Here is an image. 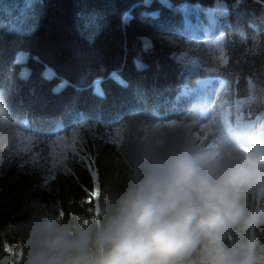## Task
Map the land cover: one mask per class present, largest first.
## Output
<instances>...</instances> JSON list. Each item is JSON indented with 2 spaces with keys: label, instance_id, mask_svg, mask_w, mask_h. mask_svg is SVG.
<instances>
[{
  "label": "clouds",
  "instance_id": "9594fccd",
  "mask_svg": "<svg viewBox=\"0 0 264 264\" xmlns=\"http://www.w3.org/2000/svg\"><path fill=\"white\" fill-rule=\"evenodd\" d=\"M22 124L0 90V175L19 158ZM118 126L92 211L30 201L0 264H264V75L245 78L234 112L205 95L178 119L133 112Z\"/></svg>",
  "mask_w": 264,
  "mask_h": 264
},
{
  "label": "trees",
  "instance_id": "16d2710c",
  "mask_svg": "<svg viewBox=\"0 0 264 264\" xmlns=\"http://www.w3.org/2000/svg\"><path fill=\"white\" fill-rule=\"evenodd\" d=\"M222 1L229 12L216 17L211 32L217 34V26L226 34L229 63L222 73L238 100L246 77L264 75V0ZM216 2L41 0L43 15L33 33L0 25V90L37 139L54 138L84 122L114 127L133 112L153 119L178 117L190 105L182 88L196 86L203 76L173 57L180 50L175 39L185 30L179 7L190 3L210 9ZM22 50L30 53L27 79L16 61ZM48 67L53 79L44 74ZM61 81L67 83L57 90ZM97 82L101 94L95 91ZM119 147L89 133L81 144V161L48 182L31 153L18 152L0 175V255L13 252L18 242L6 228L25 220L23 209L32 200L63 202L64 214L90 213L96 184L112 176Z\"/></svg>",
  "mask_w": 264,
  "mask_h": 264
},
{
  "label": "rangeland",
  "instance_id": "374dc122",
  "mask_svg": "<svg viewBox=\"0 0 264 264\" xmlns=\"http://www.w3.org/2000/svg\"><path fill=\"white\" fill-rule=\"evenodd\" d=\"M40 1L5 0L0 4V25L10 31L33 33L43 15L42 8L38 5ZM179 10L184 16L186 29L179 38L175 39L180 50L174 54V58L192 72L203 71L205 75L195 87L184 88L183 96L191 104L198 98L207 95L218 108L234 112V103L237 99L230 94L229 82L224 79L226 83L220 86L222 85L220 79L213 84L212 77H207V70L204 69L207 66H216L217 68L227 66L229 61L225 43L224 49L219 48V44L222 45L223 41L226 42V38L222 40L223 33L215 35L211 32L214 29L212 25L217 23L216 17L222 15V12L215 8L202 11L200 6L191 7L188 3L179 7ZM215 27L219 32V28ZM29 58L30 53L24 50L19 51L16 57V61L22 65L21 75L26 79L32 72L28 65ZM44 74L48 79H53L55 76L49 67L46 68ZM66 83V81H61L56 89H63ZM95 91L100 94L103 92L99 82L95 85ZM186 110L187 108L183 109L181 115L173 118H180ZM239 115L243 116L244 113L240 112ZM156 120L167 119L158 118ZM168 123L175 124L177 121L170 120ZM118 125L98 127L84 122L78 124L71 131L54 138L37 139L27 132L26 125L23 124L25 133L20 135L19 152L31 153L45 181L48 182L57 173L68 170L73 162L81 161V144L87 134L94 133L120 146L126 129Z\"/></svg>",
  "mask_w": 264,
  "mask_h": 264
},
{
  "label": "water",
  "instance_id": "95a60500",
  "mask_svg": "<svg viewBox=\"0 0 264 264\" xmlns=\"http://www.w3.org/2000/svg\"><path fill=\"white\" fill-rule=\"evenodd\" d=\"M216 8L220 11H223V12H228L229 11V8H228V5L226 2L224 1H221V0H217L216 2Z\"/></svg>",
  "mask_w": 264,
  "mask_h": 264
},
{
  "label": "bare ground",
  "instance_id": "6f19581e",
  "mask_svg": "<svg viewBox=\"0 0 264 264\" xmlns=\"http://www.w3.org/2000/svg\"><path fill=\"white\" fill-rule=\"evenodd\" d=\"M222 40H224V39H222ZM224 43H225V41H223L222 45L219 44V48H220V49H221V48L224 49Z\"/></svg>",
  "mask_w": 264,
  "mask_h": 264
},
{
  "label": "snow or ice",
  "instance_id": "6c2138e0",
  "mask_svg": "<svg viewBox=\"0 0 264 264\" xmlns=\"http://www.w3.org/2000/svg\"><path fill=\"white\" fill-rule=\"evenodd\" d=\"M93 175H95V173H93ZM93 195H95V196H96V195H97V193H94Z\"/></svg>",
  "mask_w": 264,
  "mask_h": 264
}]
</instances>
